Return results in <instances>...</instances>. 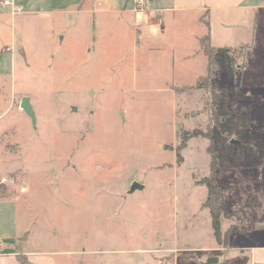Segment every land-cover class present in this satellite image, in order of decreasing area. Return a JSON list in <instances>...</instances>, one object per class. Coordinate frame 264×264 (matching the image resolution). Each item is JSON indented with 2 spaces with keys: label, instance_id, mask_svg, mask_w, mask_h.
<instances>
[{
  "label": "rangeland",
  "instance_id": "374dc122",
  "mask_svg": "<svg viewBox=\"0 0 264 264\" xmlns=\"http://www.w3.org/2000/svg\"><path fill=\"white\" fill-rule=\"evenodd\" d=\"M71 27L49 68L18 65L14 87L0 92V183L9 195L1 201L11 203L0 209L19 221L20 251L30 245L50 264H209V255L254 243L264 226V99L241 92L222 63L214 84L230 118L227 137L216 133V182L250 231L242 238V220L223 219L222 233L232 232L223 247L203 208L211 173L204 133L213 126L209 94L195 85L206 57L187 38L165 46L153 35L137 49L126 32L97 37L87 18ZM232 54L241 67L244 50ZM25 97L35 123L20 106ZM195 129L203 135L178 163L179 133ZM134 183L144 189L129 193ZM222 256L214 264H236L235 252Z\"/></svg>",
  "mask_w": 264,
  "mask_h": 264
},
{
  "label": "crops",
  "instance_id": "0c3cea01",
  "mask_svg": "<svg viewBox=\"0 0 264 264\" xmlns=\"http://www.w3.org/2000/svg\"><path fill=\"white\" fill-rule=\"evenodd\" d=\"M77 17L87 18L90 29L99 31V38L108 35L116 40L121 32L133 35L137 49L142 46L141 39L146 46L154 35L160 45L174 46V40L187 38L194 49L201 50L200 39L209 30L212 46L244 49L243 62L234 79L241 92L264 99V0H148L144 11L137 10L135 0H12L9 5L0 0V92L13 79L18 65L36 70L49 68L57 46L67 41ZM160 28L163 35L169 28L171 33L161 37L157 32ZM11 84L14 87V82ZM261 185L264 199V183ZM9 204L0 200V206ZM3 210L0 209V264H24L27 260L50 264L49 254L37 253L30 245L20 251L19 240L25 235H19L16 215L6 210L13 216L5 222ZM239 217L244 226L245 219ZM243 228L245 238L250 231ZM258 230L254 243L239 242L208 259L217 257L220 262L223 254L235 252L236 264H264V226ZM20 253L28 259L21 261Z\"/></svg>",
  "mask_w": 264,
  "mask_h": 264
},
{
  "label": "trees",
  "instance_id": "16d2710c",
  "mask_svg": "<svg viewBox=\"0 0 264 264\" xmlns=\"http://www.w3.org/2000/svg\"><path fill=\"white\" fill-rule=\"evenodd\" d=\"M202 20L206 25H209V22L206 20V18H203ZM200 49L207 59V68L206 74L197 80L195 87L197 89H202L209 94V97L205 102V110L209 112L213 126H208L207 132L204 133L205 137L209 140L207 153L210 156L211 173L205 181L208 188V195L206 201L203 204V208L209 209L210 211L214 237L221 246L226 247L232 232L229 229L225 232V234L222 233L223 219L235 218L238 221L241 219L229 211L227 204V193L216 182L217 173L222 169L221 153L218 151L216 133L219 131L223 137H227V124L229 122L230 115L224 108L225 91L223 89L219 90L214 82L218 77L223 62L227 63L228 72L231 75H235L237 64L236 58L232 53L236 52L237 49L217 48L212 46L210 42L209 30L207 34L200 39ZM242 50L244 49L242 48ZM223 56H225V58H223ZM236 91H238L237 88ZM201 135H203V132H201L200 129H195L193 131H182L179 133L178 139L180 144L176 149L178 163L183 161L181 152L187 147L188 141ZM7 192V188L0 183V200L9 198ZM242 232L244 233L245 230L243 229ZM19 259L22 261L20 256ZM23 263L29 264L24 261Z\"/></svg>",
  "mask_w": 264,
  "mask_h": 264
},
{
  "label": "water",
  "instance_id": "95a60500",
  "mask_svg": "<svg viewBox=\"0 0 264 264\" xmlns=\"http://www.w3.org/2000/svg\"><path fill=\"white\" fill-rule=\"evenodd\" d=\"M20 106L33 119V122L35 123L36 122V116H35V112L33 110V106L31 105L29 98H26V97L23 98ZM204 181H206V180H204ZM143 189H144V185L139 184V183H134L131 186L129 193H134L136 190H143ZM217 262H218L217 257L210 258L208 261L209 264H214Z\"/></svg>",
  "mask_w": 264,
  "mask_h": 264
},
{
  "label": "built area",
  "instance_id": "2783aa9c",
  "mask_svg": "<svg viewBox=\"0 0 264 264\" xmlns=\"http://www.w3.org/2000/svg\"><path fill=\"white\" fill-rule=\"evenodd\" d=\"M3 3L9 5L12 3V0H3ZM135 3L137 10L144 11L147 9L148 0H135Z\"/></svg>",
  "mask_w": 264,
  "mask_h": 264
}]
</instances>
